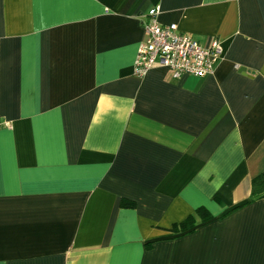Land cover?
Wrapping results in <instances>:
<instances>
[{
  "label": "crops",
  "instance_id": "obj_1",
  "mask_svg": "<svg viewBox=\"0 0 264 264\" xmlns=\"http://www.w3.org/2000/svg\"><path fill=\"white\" fill-rule=\"evenodd\" d=\"M151 8L214 74H134ZM0 121V264H264V0H0Z\"/></svg>",
  "mask_w": 264,
  "mask_h": 264
},
{
  "label": "built area",
  "instance_id": "obj_2",
  "mask_svg": "<svg viewBox=\"0 0 264 264\" xmlns=\"http://www.w3.org/2000/svg\"><path fill=\"white\" fill-rule=\"evenodd\" d=\"M158 13L159 8H151L142 22L143 40L134 60V74L144 77L154 66L166 68L174 79L214 74L222 59L220 42L213 40L203 46L191 35L180 32L175 24H160ZM4 127L10 124L0 121V129Z\"/></svg>",
  "mask_w": 264,
  "mask_h": 264
},
{
  "label": "trees",
  "instance_id": "obj_3",
  "mask_svg": "<svg viewBox=\"0 0 264 264\" xmlns=\"http://www.w3.org/2000/svg\"><path fill=\"white\" fill-rule=\"evenodd\" d=\"M264 199V172H261L250 182V197L248 203ZM119 206L121 208H135V203L127 199H121ZM212 219L209 211L201 206L198 207L192 214L187 216L180 223L173 224L168 230L173 236H181L194 233L198 223H205Z\"/></svg>",
  "mask_w": 264,
  "mask_h": 264
}]
</instances>
